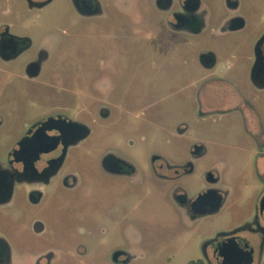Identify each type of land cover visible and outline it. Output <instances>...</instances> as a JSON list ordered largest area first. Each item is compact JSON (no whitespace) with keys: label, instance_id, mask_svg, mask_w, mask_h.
Here are the masks:
<instances>
[{"label":"rangeland","instance_id":"1","mask_svg":"<svg viewBox=\"0 0 264 264\" xmlns=\"http://www.w3.org/2000/svg\"><path fill=\"white\" fill-rule=\"evenodd\" d=\"M204 1L210 23L226 14L224 0ZM140 2L141 25L130 18L107 24L95 18L83 26L71 57L46 65L48 106L79 104L75 116L91 132L69 163L81 176L76 189L51 185L43 201L33 205L26 189L17 186L7 209L9 222L0 209V237L11 249L8 264H35L47 249L56 253L54 264H113L110 256L119 247L133 255L128 264H178L197 254L205 235L247 217L264 191V89L250 81L247 57L264 0H243L249 29L225 35L173 32L166 14L153 9V0ZM201 49L217 53L212 74L198 64ZM228 51L236 57L227 58ZM57 70L60 74H54ZM91 92L104 104H92ZM17 100L36 99L25 94ZM101 106L109 112L105 118ZM26 107L1 108L0 161L32 115ZM194 141L207 151L179 184L191 196L208 185L204 172L213 167L217 186L227 193L220 212L198 223L173 206L167 185L140 193L117 184L98 164L101 152L110 148L141 165L152 151L181 161ZM34 219L43 221L44 233L33 231Z\"/></svg>","mask_w":264,"mask_h":264},{"label":"flooded vegetation","instance_id":"2","mask_svg":"<svg viewBox=\"0 0 264 264\" xmlns=\"http://www.w3.org/2000/svg\"><path fill=\"white\" fill-rule=\"evenodd\" d=\"M224 5L226 14L210 23L211 10L204 0L152 2L153 9L166 14V25L173 32L195 35L209 30L210 34L225 35L249 27L248 16L241 13L243 0H224ZM53 16H58L59 21L51 22ZM95 18L106 19V24L115 18H130L135 26L141 25L142 5L140 0H0V126L4 121L2 107L27 106L33 110L5 161H0V209L7 211L3 214L7 222L11 220L7 209L17 186H23L27 200L38 205L51 185L74 190L80 184V174L69 163L75 159L74 150L91 130L75 116L79 104L68 102L65 107L57 102L48 106L44 100L48 83L44 69L51 60L71 57L70 49L76 46L83 26ZM257 22V36L253 29L252 47L247 56L250 58L248 74L255 87L264 89V63L252 70L257 45L264 56V8ZM199 51L198 64L212 74L218 62L217 53L211 49ZM234 57V53L227 54V58ZM54 74L60 73L57 70ZM97 92L102 94L100 89ZM25 94L36 100L16 101ZM93 94L88 95L92 104H104L102 98L95 100ZM100 113L102 118L109 115L102 106ZM80 125L84 126V133H79ZM206 151L202 142L194 141L188 150L189 157L184 160L175 161L152 151L141 165L110 148L101 152L98 164L117 184L126 188L131 185L140 193L158 183L167 185L173 206L190 223H198L219 213L227 199V193L217 186L219 174L213 167L204 172L208 185L193 195L179 184L182 176L194 171L196 161ZM32 228L38 235L46 230L41 219H34ZM55 256L52 249L44 250L37 255L35 264H54ZM10 258L11 249L0 237V264H8ZM132 258L127 249L120 247L110 256L113 264H128ZM178 264H264V191L256 198L247 217L205 235L197 254Z\"/></svg>","mask_w":264,"mask_h":264},{"label":"water","instance_id":"3","mask_svg":"<svg viewBox=\"0 0 264 264\" xmlns=\"http://www.w3.org/2000/svg\"><path fill=\"white\" fill-rule=\"evenodd\" d=\"M255 55H256V60H255V64H254L252 70L258 68L259 64L264 63V56H263V53H262L259 45L256 46ZM84 132H85L84 126L80 125L79 133H84Z\"/></svg>","mask_w":264,"mask_h":264}]
</instances>
